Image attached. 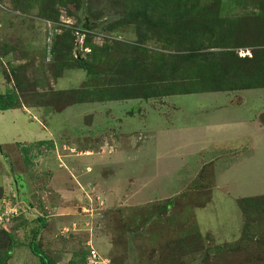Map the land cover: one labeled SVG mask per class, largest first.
I'll return each instance as SVG.
<instances>
[{
	"label": "rangeland",
	"instance_id": "1",
	"mask_svg": "<svg viewBox=\"0 0 264 264\" xmlns=\"http://www.w3.org/2000/svg\"><path fill=\"white\" fill-rule=\"evenodd\" d=\"M147 1L139 9L155 20L160 14L150 13ZM196 4L180 20L183 28L213 11L231 32L227 48L214 53L252 56L246 69L264 66V0ZM133 6L141 5L0 0V94L16 90L22 104L0 112V229H12L16 247L26 250L35 236L52 264H86L90 247L110 264H264V150L217 159L245 129L219 118L206 136L202 125L229 102L174 98L172 126L161 119L148 136L161 97L92 101L77 93L143 92L160 59L182 54L177 25L168 44L154 20L133 19ZM197 35L209 44L208 35ZM179 84L155 81L152 91ZM58 92L65 95L60 104L52 102ZM24 249L8 264H40Z\"/></svg>",
	"mask_w": 264,
	"mask_h": 264
},
{
	"label": "trees",
	"instance_id": "2",
	"mask_svg": "<svg viewBox=\"0 0 264 264\" xmlns=\"http://www.w3.org/2000/svg\"><path fill=\"white\" fill-rule=\"evenodd\" d=\"M134 1L136 5L139 3L141 6L132 7L131 12L133 19L138 21L139 19L143 20L138 23L150 24L154 18L145 17L144 13L139 9L140 7H144L148 1ZM151 2L153 5L150 7V13L160 14V16L154 20V27H163L164 34L168 36L166 41L168 44L173 43L169 31L176 27V25L178 26V30L182 31L179 37L183 38V41L177 43L179 48L182 49V54L176 56V60L172 61L160 59V63L154 69L155 75H150L149 80L145 82L146 86L139 88V90L142 89L143 92L126 93L125 90H121V92L119 91L116 94H104L106 96L103 97L101 91H98L95 93L98 94V96L93 98L90 96L93 95L92 93L79 90L77 93L81 95L82 99H91L92 101H116L128 99L148 100L150 98H160L167 95L264 87L263 64L255 63L253 67L249 69L245 68L246 64L252 59V56L251 58L237 59L230 51L214 53V50L224 49L227 46V39H229L231 34L227 27L223 28L219 25L220 20L217 15H204V20H201L196 27L195 25L192 27L191 24L188 26L186 24V27L183 28V24H180V20L183 19L185 11L189 9V7L192 10L197 7L196 0H151ZM207 18H211V20L214 21V24L207 21ZM197 33L200 35V38H202L203 35H208L207 42L209 44L206 45L201 41L197 42L195 39V36L196 38L198 37ZM216 34L217 38H214L216 39V42L212 43V37ZM216 56H218L219 59L215 62L213 58ZM129 66H131V62L129 63ZM81 68L85 71L88 69L86 64H81ZM167 72L168 76L166 75ZM151 76L154 78H151ZM165 78L172 82L182 83L179 85H183V87L179 90H174V85H171L168 86L169 89L166 92L161 94L152 91L156 90L153 83L155 81L166 80ZM186 86L188 88H186ZM189 86H191V88H189ZM74 92H76V90L70 91V96H72ZM54 96L52 102L60 104L63 102L62 100L65 95L63 92H58V96ZM21 105L18 91L9 90L4 94H0V112L16 109ZM26 151L24 150V153H27ZM25 161L29 163L27 155L25 156ZM244 202H248V200L244 199L241 203ZM241 209L244 211V205L243 208L241 206ZM12 235V229H0V264H8L10 255L12 254L13 249L17 246ZM196 237L198 239L200 238L198 232ZM34 239L28 244L30 252L39 259L40 264H52L50 258L44 253L39 244L34 242ZM121 239L122 237H119V240ZM174 254L176 253H173L172 255Z\"/></svg>",
	"mask_w": 264,
	"mask_h": 264
},
{
	"label": "crops",
	"instance_id": "3",
	"mask_svg": "<svg viewBox=\"0 0 264 264\" xmlns=\"http://www.w3.org/2000/svg\"><path fill=\"white\" fill-rule=\"evenodd\" d=\"M203 15H217V14L211 11ZM190 94H199L204 99L225 101V102H229L230 104L234 105L233 107H230V104L219 106L220 108L218 112L216 111L214 115H210V118L206 122L202 121L203 123L202 125L204 126L206 130H208L206 136H208V133H210L212 130L217 128L216 124L219 122V118L224 119L227 117V119L231 121L233 124H236L237 126L240 125L239 127H243L245 129V132L241 135V139L239 140L238 138L239 140L238 144H236L235 146H230L228 152L222 153V155L217 157V159L222 158V156L226 157L227 155L232 156V157L236 156L240 158L245 152H249L250 150L252 151V149L255 148L257 145L261 146V151L259 154H262V150H264L263 149L264 145H262V143H264V87L238 89V90H230V91H217V92H197V93H190ZM184 95H189V94H176V95H167V96L161 97L164 104L160 105L161 109H160V112L158 111V113H157V110H154V108L152 107L153 108V112H152L153 119L147 120L146 125L148 126V129L144 130V133L146 132L148 136L156 133L157 130L149 129V128L155 125L161 126L160 123L158 124V121H160L161 119H163L164 124L167 125V126L166 125H162V126H166L167 127L166 129H169L170 126H172L169 123L170 122L172 123V119H173L172 116L168 117L170 109L173 110V109L178 108V107H175L174 105H171L172 103L171 100L174 98H178L180 96H184ZM158 99L160 98H150L148 99V101L149 102L154 101V100L158 101ZM133 102L139 103L140 100L138 99L137 101L133 100ZM252 102L255 104H253ZM245 103H246L247 109L242 107L245 105ZM215 116L217 117V119L215 121L211 120ZM247 132L249 133L246 136ZM218 139L219 137H216L211 141L212 143L217 142L216 140ZM201 146L202 144H200V147ZM213 166L216 172L217 165L213 164ZM258 166L260 167L259 164ZM15 173L16 172L14 171V174ZM10 175H11V172H10ZM215 188H217L216 185H215ZM23 249L24 247H21V248L15 247L13 251H15V255H16L17 253H20V251H23ZM26 251L28 252L30 251L28 247Z\"/></svg>",
	"mask_w": 264,
	"mask_h": 264
},
{
	"label": "built area",
	"instance_id": "4",
	"mask_svg": "<svg viewBox=\"0 0 264 264\" xmlns=\"http://www.w3.org/2000/svg\"><path fill=\"white\" fill-rule=\"evenodd\" d=\"M85 261L86 264H110L109 260L102 258L93 247L88 249Z\"/></svg>",
	"mask_w": 264,
	"mask_h": 264
},
{
	"label": "water",
	"instance_id": "5",
	"mask_svg": "<svg viewBox=\"0 0 264 264\" xmlns=\"http://www.w3.org/2000/svg\"><path fill=\"white\" fill-rule=\"evenodd\" d=\"M88 22V21H87Z\"/></svg>",
	"mask_w": 264,
	"mask_h": 264
}]
</instances>
